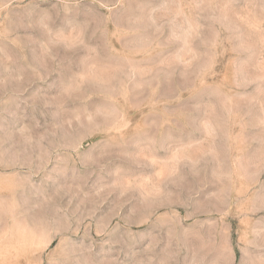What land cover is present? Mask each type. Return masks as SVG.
Listing matches in <instances>:
<instances>
[{"label": "rangeland", "instance_id": "rangeland-1", "mask_svg": "<svg viewBox=\"0 0 264 264\" xmlns=\"http://www.w3.org/2000/svg\"><path fill=\"white\" fill-rule=\"evenodd\" d=\"M0 264H264V0H0Z\"/></svg>", "mask_w": 264, "mask_h": 264}]
</instances>
